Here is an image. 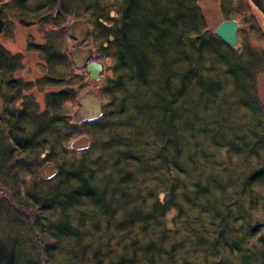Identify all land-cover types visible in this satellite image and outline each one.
Wrapping results in <instances>:
<instances>
[{
  "label": "rangeland",
  "instance_id": "374dc122",
  "mask_svg": "<svg viewBox=\"0 0 264 264\" xmlns=\"http://www.w3.org/2000/svg\"><path fill=\"white\" fill-rule=\"evenodd\" d=\"M190 1L198 7L201 18L198 24H190L188 30L190 29L193 33L204 28L209 38L213 40L217 38L213 34L214 29L222 21L231 19L237 21V38L240 48L237 50L228 46L229 49L226 50L233 56L235 51L241 52L240 56H243L248 64L253 63L255 73H252L255 76V82L253 80V92L248 89L245 90V95L240 96V90L235 86L232 78L220 70L218 78L221 84L212 88L213 91L209 96H206V93L198 94L194 86L187 89L181 100L183 102L177 104L174 111H169L174 114L173 126L176 140L184 142L188 139V149L196 144V154L208 153L216 159V166L220 172L229 174L227 170L221 168L228 164L231 169L233 168L232 170L245 177L248 176L247 169L250 171L264 160V15L249 0ZM12 2L13 7L10 5L11 0H0V17L8 22L0 34V76H3L0 79L1 142L13 143L8 128L14 121V113L20 107L27 108L28 115L33 118L45 109L46 95L57 89L47 86L46 78L54 75L55 71L64 69L63 59L73 64L70 51L76 40H72L69 35L72 33L74 37L81 39L88 29L83 22L84 24L78 23L72 26L74 30L71 32L70 25L76 21L75 19H84L90 29V35H86L80 47L90 49L91 61L99 62L103 69L100 80L97 82L90 80L85 73L82 83L83 91H79L74 97L68 98L61 104L59 110L64 115L62 119L64 122L74 121H72L73 115L82 108L81 98H85L88 92H92L93 97L101 102L103 111L108 100H110L108 109L113 108L117 111L118 107L111 102V96H109L116 93L106 90L111 76L108 65L112 62L109 53L112 48H104V41L110 39L108 32L105 31V24L112 25L111 28L116 27V14L124 1L104 0L102 4L107 12L104 11L105 19L101 22L104 28H100L101 33L99 28H96L94 14L86 12L79 4H69L68 7L74 10L65 14L62 12L63 16H59L57 4L48 9L46 7L40 9L36 16L42 14L44 17L51 14H57V16L53 19L52 17L42 19L34 26L25 27L18 23L19 18L37 21V17L33 16L35 10L31 11L33 3L29 2L23 10L19 11L15 9L17 6L15 0ZM21 12L27 14L22 15ZM47 47L56 53L57 58H55L53 69L46 64L45 49ZM145 51L147 55L143 57L149 61L154 52L147 49ZM204 52L203 63L215 60L213 56L215 53L211 48H207ZM84 56L87 55L84 54ZM155 58L154 56L151 62L143 61V58L137 61L135 59V62L130 64L132 66L130 67L131 84L127 88L125 86L124 89L113 90L120 93L138 92L141 98L144 97L146 103L159 110V106L163 104L160 102L157 91L150 96V93L145 92V87L140 91L137 90L145 80L156 75L154 74ZM149 64L152 65V69H149ZM211 73L213 72L208 69L203 70V75L207 77ZM89 99L91 100L92 97L90 96L87 100ZM95 103H89L90 109L98 108ZM133 103L135 109L137 105L135 101ZM128 108L130 114V104ZM132 114L130 116L133 125L143 123L154 132H158L160 127L158 128L157 123L161 120L155 117L153 121L149 109L143 114L140 112ZM113 117L114 114L110 115L111 119ZM22 121L25 124L29 123L26 119ZM162 127L165 128V126ZM91 130V127L81 126L72 135L73 137L67 136L66 138L69 139L66 141H63L59 134L50 132L43 142L44 145L40 146L36 139L30 137L31 145H28L26 149L16 148L15 145L3 147L14 146L13 156L9 160L13 163L10 165L13 175L0 176V201H6V205L15 211L17 218L10 220L0 216V240L1 243H6L11 231L19 238V245L16 248L10 247L15 249L10 252V255L4 253L5 246L1 249L0 245V252L3 254H0V264H31L27 259L32 256L38 258V264H114L120 259V263L116 264H145L148 254L141 249L150 241H155L153 253L157 264H245L243 260L249 252L253 253V264H264V182L253 186L255 192L261 196V200L256 205V203L252 204L251 196L243 185L244 179L237 180V176H234L236 179L234 182L228 181L230 186L224 185L223 188H217L209 194L215 202V208L210 209V212L207 209L205 213H203L204 207L187 204L188 201L197 198L204 200L209 197L194 196L195 180L189 176L190 174L185 175L180 172L183 168L186 169V165L189 169L188 164H192L186 157L182 160L183 164L176 162L179 163V168L173 165L174 167L170 169L173 177L178 171L181 177V179L178 176L175 177L179 180L177 181L179 186L172 188L175 189L172 197H168V190L171 188L167 187L168 182L173 178L170 172L160 175L159 169L164 172L165 168H161V165L158 167V164H162V167L165 164L158 162V159L149 162L151 168L153 167L150 173H138L139 169H133L132 172L136 173L135 177L129 184L124 183L118 188V184L125 180H119L121 175L119 169L114 168V172L109 171V168L105 169V165L101 166L98 158L96 159L101 152L105 154L104 158L115 156L118 149L103 152L100 149L101 145L95 144L96 133H92ZM170 133L169 130L166 131L167 135ZM122 134L128 133L123 130ZM103 135L107 139L113 135V132H99L97 137L102 138ZM128 139L130 143L126 140L121 143L126 145L132 153H141L145 159L146 155L150 153L152 156L159 149L156 138L155 143H141L139 139L131 135ZM255 144L258 145L253 147ZM114 147L118 148L117 145ZM48 148L51 150L48 153L50 159L44 156ZM108 148L109 146H105V149ZM25 150L28 151L25 152ZM212 151L215 153L213 154ZM85 153L88 159L94 161L91 165L95 166L98 172L93 175L94 172L87 171V174L90 173L88 183L95 189L89 195L85 192L79 195L82 203H78L79 200H71L74 203L69 199L66 200L68 201V204H65L66 207L69 205L68 208L64 207L69 220L67 229L77 227L76 241L79 239L74 256L70 257L72 252L69 251V244L73 237L70 234H64V236L60 234L59 231L63 230L61 214L54 210L53 213H49L44 208L41 209L42 213H39L40 210L35 205V201L48 195L47 189H53L56 185L62 187L57 183L61 176H56L55 165H61L64 169H68L72 163L74 166H79L78 158ZM244 159H254L250 163V168L242 166ZM121 166L127 170L126 166L123 164ZM245 168L246 170L243 171ZM74 172L73 175H68L67 192L81 182L80 175ZM144 176L149 178L144 179ZM227 177L231 178V174ZM198 178L202 180L201 177ZM185 190L188 191V195L191 194V200L183 198V195L187 193ZM23 196L29 201H34V207L24 203ZM235 199L238 202L236 205L231 204V214H228L230 218L225 222L222 216L221 218L217 216V213L221 212L224 206H228L229 201ZM105 202H109L106 211ZM29 208L36 210L30 211ZM81 210L84 212L93 210L94 213L85 217L78 213ZM36 213L42 217L40 219L43 226L33 223L32 214ZM202 214H204L202 219L195 218ZM130 219L132 222L126 223V220ZM224 222L227 226V229L225 228L228 240L226 246L236 241L237 249L233 251V248L229 246L230 250L223 248L221 251H210L209 241H212L210 237L225 225ZM60 223L61 228L58 227ZM28 228L31 229L30 234L27 233ZM249 229H255L256 232L253 234V231ZM3 230L7 231L6 235H3ZM239 237L241 239H238ZM171 248L174 249L173 252ZM133 249H136L134 254Z\"/></svg>",
  "mask_w": 264,
  "mask_h": 264
},
{
  "label": "trees",
  "instance_id": "16d2710c",
  "mask_svg": "<svg viewBox=\"0 0 264 264\" xmlns=\"http://www.w3.org/2000/svg\"><path fill=\"white\" fill-rule=\"evenodd\" d=\"M12 1L13 0H11L10 3L11 7H13ZM123 1L124 4H122L121 8L116 14V27L111 28L112 25L105 24V31L108 32L110 39L104 41L105 49L106 47L112 48L111 51H109L112 62L110 65H108L111 76L106 90L110 93H116L109 94V96H111V102H113V104L118 107L117 111H114L113 108L108 109L110 100L107 99L108 101L105 105V110L103 111L102 107L101 115L98 119L89 122L75 123L72 117V123L64 122L62 119L64 115L60 113L61 111L59 110V108L62 106L61 104L65 100L70 97H74L79 91H83V78L84 76H86L85 73H87L84 68H82L81 70H76L74 65L71 62H65L64 58V69L55 71L54 75H50V77L46 78L47 86H52L53 88L57 89L55 91L49 92V94L46 95L44 106L45 109L42 111V113L38 114L37 116L34 115L35 118L30 117V115H28V109L25 107H20V109L14 113V121L8 128L9 134L11 135L10 139L12 138L11 141L14 144L11 142L5 143L3 141L2 143L0 140V176L3 175L8 177L9 174L13 175L12 169L10 168V165H12L13 163L9 160L11 159L10 157L13 156L12 149H14V146L12 148L3 147L15 145L16 148L21 147L22 149H26L28 145H31V143L29 142L30 137L36 139L39 146L44 145L43 142L46 140V136L49 135L50 132L59 134L60 138L63 141H66L69 139L66 137L74 135L79 127L88 126L92 128V133H96L94 135L96 139L95 144H100V149L103 152H105L106 150L118 149L117 155L115 156L104 158L105 154L101 152L102 155L99 154L98 157H96V159L98 158L97 160L100 161L101 166L105 165V169L109 168V171L112 172L115 171L114 168L119 169V171L121 172L119 180H125L118 184V188H120L124 183L129 184L135 177L136 173L132 172L133 169H139L138 173H150L153 167L151 168L149 162H153L154 160L158 159V162H164L165 164V166L163 167L162 164H158V167H160L161 165V168H165L164 172L162 171V169H159L160 175L161 173L164 174L167 172H170L172 174L170 169L174 167L173 165L178 166L177 168H179L180 165L176 162H181V164H183L182 160L186 157L190 162H192V164H188L189 169L187 165H183L186 167V169L183 168L180 172L185 175L190 174L189 176H191L193 180H195L194 196L203 195L204 197H209L204 200H201V198H197L195 200L188 201V205H200L204 207L203 213H205L207 209L210 212V209L214 207L215 202L209 194L217 190V188H223L224 185L230 186L228 181L234 182V180H236L234 179V176H237V180H240L242 178L244 179L243 182L245 181V183L243 185L248 190L247 192L249 196H251V202L252 204L256 203L257 205L258 201L261 200V196L259 193L255 192L253 186L264 182V160H260L262 163L260 165H255L250 171L249 169H247L248 176L246 175L245 177L239 175V173H237L235 170H232L233 168L231 169L228 164H225L226 166H222L221 168L227 170L229 174H231V178H228L227 175L229 174H225L218 170L216 166V159H214L212 156H209V154L206 152H201L202 154H196V144L192 145L191 149H188V139L184 142L176 140L175 129L173 126L174 114L172 112H169L170 110L174 111L176 109L175 106L183 102L181 100L184 98L185 91L190 87H196V89L198 90V94L200 95L206 93V96H209V94L213 91L212 88H214L215 86L217 87L221 84V80L218 78L220 70H222L223 74H227L230 76V78H232L235 86L240 90V96L245 95V90L248 89H251L253 92V80L255 77L252 73L254 72V68L252 67L253 63L252 65L248 64L245 58L243 56H240L241 52L235 51V55H231L226 50L229 49V47L217 38L213 40L210 39L208 33L204 28H200V30L194 33L190 31V29L188 30L190 24H198L199 20L201 21L198 7L194 6V4H192L190 0ZM29 2L33 3V6L31 7V11L35 10L33 16L37 15V12H39L38 10H42L45 7L46 9L51 8L55 4H57V7L59 8V16H63V13H69L70 11L74 10L73 8L68 7L69 4H79L84 8L86 12L94 14V16L96 17V28H99V33L102 32L100 28H104L101 26V22H104L102 19H105L104 11L107 12L105 10L104 4H102L104 3V0H15V3L17 4V6H15V9L21 11L23 10V7L25 8V6H27ZM21 14L26 15L27 13L21 12ZM43 15L44 14L38 15L40 17L36 16L37 21L34 22L38 24V21L40 22L42 19H48L49 17H52L53 19L57 16V14L47 15L46 17H44ZM75 20H82L88 28L87 36L90 35V29L87 22L82 18ZM138 46H140V49H138ZM207 48H211V50L215 53H211L213 54L215 60H212L205 64L203 63V57H205L204 51ZM146 49L149 51L152 50L154 52L151 54L149 61L143 57V55H147L145 51ZM45 54L47 66L50 69H53L56 62L55 58H57L55 51L52 52V49L50 48L49 50L47 47L45 49ZM154 56L156 57V66L154 69V74L156 75H154V77H150V79L145 80L142 85L138 86L139 88H137V90L140 91L145 87V92H147L148 94L150 93V96L157 91L160 102L161 104H163V106H159V110L156 109L155 106H150L148 103H146L144 101V97L141 98V96L138 95V92L134 93L130 91L131 93H120L113 90L116 88V90L124 89L125 86L127 88V86L131 84L132 76L130 77V67L132 66H130V64L134 63L135 59L137 61V59L143 58V61L151 62ZM148 67L149 69H152V65L149 64ZM204 69H208L213 73H211L207 77L203 75ZM251 73L253 74V76ZM2 77L3 76H0V79ZM86 77H88V74ZM134 101L137 105V109H134L133 107ZM129 104L131 107V116L134 112H140L143 114L146 113V111L149 109L152 120L155 117H158L161 120L157 123L158 128L160 127L158 132H154L143 123H134L133 125L131 116L129 114ZM251 109L253 108L251 107ZM113 114L114 117L113 119H111L110 115ZM166 117L167 120H165ZM25 119L29 121V123L25 124L22 121ZM162 126H165V128H163ZM123 130H125V132H127L128 134L123 135ZM167 130L171 132L169 135L166 134ZM104 131L110 133L113 132V135L107 139H105V135H103L102 138H98V133ZM130 135L134 136L135 139H139L141 143H155L156 138V145L159 146L157 153L152 156L149 153L148 155H146V159L139 152L138 154L132 153L130 149L126 148V145L122 144L123 142H125V140L130 143L128 139V136ZM114 145H117L118 148L114 147ZM256 145L258 144L253 145V147H255ZM105 146H109V148L105 149ZM51 149L55 150V148ZM27 151L28 150H25V152ZM50 151L51 150L48 148L47 154L44 155L45 158L50 159L48 157V153ZM212 153L214 154L215 152L212 151ZM244 160L245 161L242 166H248L250 168V163L253 162L254 159ZM77 162L79 166H74L72 163L68 167V169H64L61 165L56 166L54 164L57 168L56 176H61L57 183L62 187L56 185L53 189H47V191H49V194H46L42 199H36L35 201V205L40 210L39 213H42L41 209L44 208L48 210L49 213L58 211L61 214L63 220L61 221V223H63V230L59 231L60 234L63 236L64 234H70L73 237L72 242L69 244V251L72 252L70 257L74 256L76 243L79 239L76 241L78 234L77 227L67 229V222L69 220H67L68 214L65 213L66 209H64V207L68 208L69 205H67L66 207L65 204H68V201L66 200L69 199L70 202L79 200L77 202L82 203V201L79 199V195L83 192L89 195L93 193L95 189H93L92 185L88 183L89 174L91 172H94L93 175H96L98 172V169L95 166L91 165V162L94 161H91L87 158V153L80 155ZM121 164L126 166L127 170L122 166L120 167ZM245 170L246 168L243 171ZM74 171H76V173L80 175L81 182L79 184H76L71 189H68L67 192L66 188L69 184V180H67V178L68 175H73L75 173ZM87 171H89L90 173L88 172L87 174ZM176 173L177 175L174 177L173 174H170L173 179L168 182L169 185L167 188H171L170 190H168V197H172L174 195L175 189L173 190L172 188L179 186V183L177 182L179 180H176L175 177L178 176L180 179L181 177L178 175L179 171ZM192 174H195L193 175L194 177L192 176ZM198 177H201L202 180ZM145 178L149 177L144 176V179ZM105 190H107V186H105ZM185 192L187 193H185V196L183 195V198L186 200H191V194L188 195L187 190H185ZM106 198L107 196L105 194V200ZM22 200L30 207H34V201H29L25 196L22 197ZM237 202L238 201L236 199L229 201L228 206H224V209L221 210V212H218L217 216H219L220 218L222 216L226 222L230 218L228 217V214H231V204L236 205ZM108 204L109 202H105V211L107 210ZM159 206L160 205L157 203V207ZM29 209L30 211L36 210L31 208ZM78 213L82 216L87 217L88 215L93 214L94 211L92 210L91 212H84L83 210H81ZM0 216H3V218L10 220H16L17 218L15 211H13L11 207H8V205H6V201H0ZM32 216L34 224L43 226V223L40 219L42 217L37 215V213L32 214ZM202 216H204V214L198 215L195 218L202 219ZM131 222V219L126 220V223ZM61 223L58 225L59 228H61L62 226ZM30 228L33 227L30 226ZM225 228L227 229L226 224L223 225L221 229H219L213 236L210 237V239L212 238V241H209V245H211L210 251H221L223 248H228L230 250V247L233 248V251L237 249L238 243L236 241H233V243H229L230 247L226 246L228 240L225 234ZM251 231H253V234L256 232L255 229H252ZM27 233L30 234L31 229L28 228ZM6 234L7 231L3 230V235ZM18 239L19 238L10 231L6 243H1L0 240L1 249L3 248V246L6 247V249L4 247V253L10 255V252L12 250H15L10 249V247H18ZM238 239H241V237H239ZM220 241H222V243H220ZM170 250H172V252L174 251L173 248H171ZM141 251L148 254L146 258L147 262L145 264H157L155 255L153 253V251H155V241L146 243ZM132 252L133 254L136 253V249H133ZM0 254L3 255L1 252ZM27 260L31 264H38V258L34 256ZM120 260H118L114 264L120 263ZM243 261L245 264H253V253H247Z\"/></svg>",
  "mask_w": 264,
  "mask_h": 264
},
{
  "label": "water",
  "instance_id": "95a60500",
  "mask_svg": "<svg viewBox=\"0 0 264 264\" xmlns=\"http://www.w3.org/2000/svg\"><path fill=\"white\" fill-rule=\"evenodd\" d=\"M252 5L262 14L264 15V6L262 5L264 0H249ZM18 23L22 26L29 27L34 26L36 22L34 21H27L23 18L18 19ZM83 23L81 20H76L70 25V31L72 32L74 28L72 26ZM4 27V21L0 17V34ZM237 32H238V24L237 21L234 19L231 20H224L222 21L217 27L214 29V35L221 40L224 44L231 48L239 49V40L237 38ZM88 34V29H86L85 36L81 39H77L70 33L69 37L72 40H76L73 49L70 51V56L72 57L73 64L76 70H81L82 68L85 69V71L88 74V77L92 81H99L100 75L102 72V65L96 61H90L91 58V51L90 49H83L80 47V44L86 39V35ZM84 54L87 56L85 57ZM92 97V99L87 100L89 97ZM90 102H96L95 106L98 105V108L96 109H90L89 103ZM80 106L82 107L81 110H78L73 115L74 122L75 123H82V122H89L96 120L101 115V107L102 104L98 99H95L93 97L92 92H88L85 98H81Z\"/></svg>",
  "mask_w": 264,
  "mask_h": 264
},
{
  "label": "flooded vegetation",
  "instance_id": "af4514ba",
  "mask_svg": "<svg viewBox=\"0 0 264 264\" xmlns=\"http://www.w3.org/2000/svg\"><path fill=\"white\" fill-rule=\"evenodd\" d=\"M262 5L264 6V2H263ZM2 20L4 21V27H5V25H6L7 22H5L6 21L5 19H2Z\"/></svg>",
  "mask_w": 264,
  "mask_h": 264
}]
</instances>
